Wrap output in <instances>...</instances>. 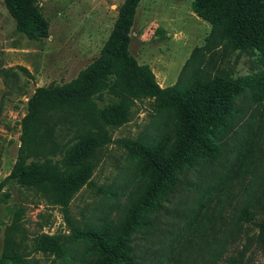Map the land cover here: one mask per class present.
<instances>
[{"label":"trees","instance_id":"16d2710c","mask_svg":"<svg viewBox=\"0 0 264 264\" xmlns=\"http://www.w3.org/2000/svg\"><path fill=\"white\" fill-rule=\"evenodd\" d=\"M2 1L17 32L27 39L48 37V24L33 0ZM139 1H122L99 55L74 79L38 88L27 100L7 179L26 187L46 185L62 207L93 174L110 142L109 130L127 121L129 103L151 100L155 116H165L150 141L130 150L139 181L122 218L71 237L39 235L35 249L42 254L61 259L66 244L82 239L87 244L82 261L140 264L134 235L149 226V216L180 185L194 192L203 212L219 214L237 199L241 206L232 208L236 223L264 213V0H191V12L210 31L166 88L128 51ZM212 50L252 53L260 68L234 77L209 59L202 65L204 53ZM255 226L257 253L264 255V218ZM0 264L27 263L12 253L4 254Z\"/></svg>","mask_w":264,"mask_h":264},{"label":"rangeland","instance_id":"374dc122","mask_svg":"<svg viewBox=\"0 0 264 264\" xmlns=\"http://www.w3.org/2000/svg\"><path fill=\"white\" fill-rule=\"evenodd\" d=\"M123 0H33L34 9L48 24V37L27 39L0 0V259L16 254L27 264H89L82 239L64 246L58 259L35 249L39 235L71 237L90 227L116 224L138 185L133 147L150 141L158 122L152 101L129 103L128 118L110 129V142L89 180L66 207L57 204L46 185L26 187L7 179L15 162L21 121L27 100L38 88L59 86L74 79L95 59L112 29ZM191 0H140L129 32L128 51L138 65L147 66L160 88L171 87L194 48L201 47L210 27L191 12ZM232 76L259 70L249 52L204 53L208 61ZM162 119V120H161ZM70 135L67 136L69 138ZM231 156L228 165L233 161ZM194 181L192 175L189 176ZM190 189V188H188ZM181 185L161 201L163 208L149 216V226L134 235L140 264H227L241 260L264 264L257 253L255 223H236L232 208L217 214L199 210L197 196ZM213 204V201L210 203Z\"/></svg>","mask_w":264,"mask_h":264},{"label":"crops","instance_id":"0c3cea01","mask_svg":"<svg viewBox=\"0 0 264 264\" xmlns=\"http://www.w3.org/2000/svg\"><path fill=\"white\" fill-rule=\"evenodd\" d=\"M196 18H197V17H196ZM133 23H134V18H133ZM133 23H132V26H133ZM132 26H131V27H132Z\"/></svg>","mask_w":264,"mask_h":264}]
</instances>
